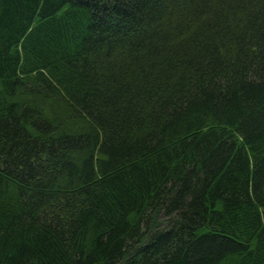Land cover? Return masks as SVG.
Instances as JSON below:
<instances>
[{
	"label": "trees",
	"instance_id": "trees-1",
	"mask_svg": "<svg viewBox=\"0 0 264 264\" xmlns=\"http://www.w3.org/2000/svg\"><path fill=\"white\" fill-rule=\"evenodd\" d=\"M0 264H264V0H0Z\"/></svg>",
	"mask_w": 264,
	"mask_h": 264
}]
</instances>
